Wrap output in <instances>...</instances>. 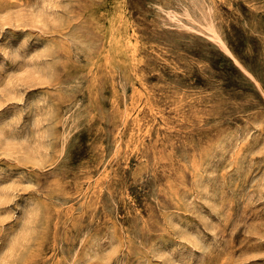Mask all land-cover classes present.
<instances>
[{
	"label": "rangeland",
	"instance_id": "rangeland-1",
	"mask_svg": "<svg viewBox=\"0 0 264 264\" xmlns=\"http://www.w3.org/2000/svg\"><path fill=\"white\" fill-rule=\"evenodd\" d=\"M0 264H264V0H0Z\"/></svg>",
	"mask_w": 264,
	"mask_h": 264
}]
</instances>
